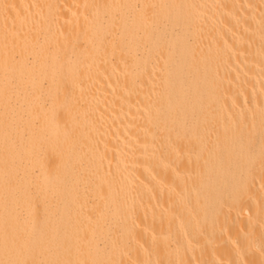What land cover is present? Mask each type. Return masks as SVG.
<instances>
[{
  "label": "bare ground",
  "instance_id": "bare-ground-1",
  "mask_svg": "<svg viewBox=\"0 0 264 264\" xmlns=\"http://www.w3.org/2000/svg\"><path fill=\"white\" fill-rule=\"evenodd\" d=\"M0 264H264V0H0Z\"/></svg>",
  "mask_w": 264,
  "mask_h": 264
}]
</instances>
